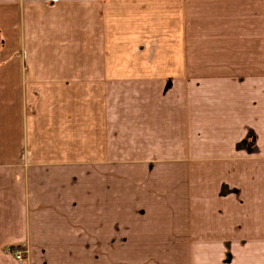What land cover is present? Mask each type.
<instances>
[{
    "label": "crops",
    "instance_id": "obj_1",
    "mask_svg": "<svg viewBox=\"0 0 264 264\" xmlns=\"http://www.w3.org/2000/svg\"><path fill=\"white\" fill-rule=\"evenodd\" d=\"M1 61L0 264H264V0H0Z\"/></svg>",
    "mask_w": 264,
    "mask_h": 264
},
{
    "label": "rangeland",
    "instance_id": "obj_2",
    "mask_svg": "<svg viewBox=\"0 0 264 264\" xmlns=\"http://www.w3.org/2000/svg\"><path fill=\"white\" fill-rule=\"evenodd\" d=\"M205 20V19H204ZM126 27L123 29L122 33L119 35L118 29H117V22L118 20H115V18H111L108 20L107 25L101 27L100 30L103 33L102 40L97 39L96 42L98 44H95V47H103L102 50H94L92 52V55H85L86 51H82L83 43L81 41H74L76 44H70L69 42L64 43H57L52 44L48 42H42L43 46L39 50V56L41 59H45V62H51L52 60H60L63 59H70L71 62H77L81 59H89V58H99L100 56L102 58H107L108 60L115 61L116 58L121 57L123 55L124 59H136L138 60L143 53H145V50H141L140 47H146V41L142 39L141 37L133 38L131 37V31L135 30L137 32H142L143 34L148 33V27L146 26V20L143 18L138 19H126ZM107 33V34H106ZM140 38V39H139ZM104 39V40H103ZM78 45L80 50H76L75 47ZM89 53V51H88ZM158 54L157 51L155 52H149V56ZM21 55L24 57L23 52H21ZM52 59V60H51ZM69 61V60H66ZM0 68L3 66L2 61L0 62ZM42 69H45L47 74H43L45 76H52L55 75H61V72L65 77H68L72 74H80L82 71L79 69H82L78 66H68V67H51L46 66ZM111 106H114V100L112 99L110 102ZM24 154V152H23ZM14 245V244H13ZM17 247H21V249H18ZM17 248V249H16ZM17 250H21L23 252V260L20 262L17 260L15 254ZM3 251L10 254L17 263L23 264L27 263L28 260V248L25 244H15L12 245H6L3 248Z\"/></svg>",
    "mask_w": 264,
    "mask_h": 264
},
{
    "label": "built area",
    "instance_id": "obj_3",
    "mask_svg": "<svg viewBox=\"0 0 264 264\" xmlns=\"http://www.w3.org/2000/svg\"><path fill=\"white\" fill-rule=\"evenodd\" d=\"M17 248L22 250L21 247H17ZM17 248H16V249H17ZM21 250H17V252H16V254H15L17 260L20 261V262H21V261L23 260V258H24V256H23V252H22Z\"/></svg>",
    "mask_w": 264,
    "mask_h": 264
}]
</instances>
